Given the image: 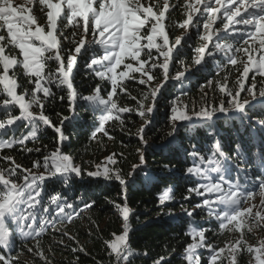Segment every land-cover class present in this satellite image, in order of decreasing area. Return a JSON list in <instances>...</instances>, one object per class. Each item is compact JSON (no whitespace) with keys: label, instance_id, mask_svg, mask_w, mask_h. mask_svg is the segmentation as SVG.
I'll return each instance as SVG.
<instances>
[{"label":"trees","instance_id":"1","mask_svg":"<svg viewBox=\"0 0 264 264\" xmlns=\"http://www.w3.org/2000/svg\"><path fill=\"white\" fill-rule=\"evenodd\" d=\"M141 1L155 14L163 12L168 41H179L169 65L154 73L165 81L149 99L151 114L124 113L115 123L108 120L103 132L96 130L112 86L89 65L100 56V48L87 47L71 58L87 33L81 19L58 18L59 46L48 50L43 59L44 93L36 91V79L24 72L19 56L11 53L17 62L11 71L16 91L32 102L27 115L0 84V127L14 122L5 131L0 128V165L6 161L31 171L44 158L61 153L79 171L50 176L37 184L38 209L33 214L40 220V231L34 238L17 241L12 254L0 249V264H116L110 244L123 233L124 223L125 264H206L205 249L197 252V263L187 259L191 228L203 231L208 243L219 242L222 236L217 222L198 206L202 199L193 193L199 180L189 170L199 155L223 154L232 168L229 178L238 179L245 192H254L264 182V104L251 102L240 114L212 120H171L174 100L201 98L209 84L242 69L243 65L236 71L238 63L231 65L214 53L208 30L220 32L214 41L236 48L234 56L244 60L247 55L241 52L250 48L256 30L252 29L257 22L254 15L238 18L244 27L234 24L222 31L224 8L214 17L216 6L207 5L206 0ZM40 6L33 4V9ZM120 95L119 101L131 105L144 99L146 87L126 80ZM106 154L114 157L115 173L88 174ZM122 209L127 210L125 217ZM18 253L27 259L14 257ZM238 264H249L248 257L239 255Z\"/></svg>","mask_w":264,"mask_h":264},{"label":"rangeland","instance_id":"2","mask_svg":"<svg viewBox=\"0 0 264 264\" xmlns=\"http://www.w3.org/2000/svg\"><path fill=\"white\" fill-rule=\"evenodd\" d=\"M206 1L209 2L207 5L216 6L214 17L221 7L224 8L221 22H225V26L222 31L234 24L244 27L237 20L246 13L254 15L257 22L252 29L256 27V30L250 48L241 52L247 55L244 60L234 56L236 48L214 41L216 33L220 32L208 30L207 39L214 53L223 56L224 61L231 65L238 63L236 71L241 65L242 69L231 78L223 77L209 84L201 98L174 100L171 107L173 123L212 120L219 115L240 114L251 102L264 104V0ZM33 4L41 6L36 10ZM61 16L68 17L70 21L81 19L87 25V33L80 38L72 59L87 47L101 49L100 56L93 58L89 65L97 76L110 83L112 94L102 108L96 130L103 132L108 120L115 123L122 119L124 113L140 117L151 114L153 106L149 99L158 94L165 81V78L157 79L154 73L169 65L179 41L173 44L168 41L163 12L155 14L141 0H0V67L3 70L0 84L9 99L29 115L32 98L26 99L16 91L11 73L17 63L13 55L19 56L24 72L36 79V91L45 92L43 59L48 50H57L59 46L56 22ZM126 80H136L145 85L144 99L131 105L119 101L122 83ZM112 97L116 99L112 100ZM8 124L7 127L1 126V131L14 122L9 121ZM1 164L0 249L12 254L17 241L34 238L40 231L37 227L40 220L33 214L38 209L37 184L44 178L77 173L79 169L69 156L61 153L44 158L43 163L31 171L6 161ZM113 164V155L106 154L87 173L92 176L114 174ZM233 171L237 170L233 168ZM231 172L229 160L218 152L199 155V161L189 170L199 180V185L193 190L195 196L202 199L198 206L217 222L219 235H222L219 242L208 243L203 231L191 228L187 256L190 263H197V252L205 249L208 252L206 264H238V256L242 254L248 257L249 264H264V182L254 192H245L238 179L229 178ZM126 213L127 210L122 209V216L125 217ZM110 247L117 257L116 264H125V223L123 233L114 236ZM14 257L27 259L22 253Z\"/></svg>","mask_w":264,"mask_h":264}]
</instances>
